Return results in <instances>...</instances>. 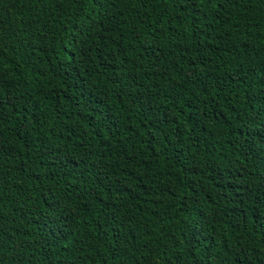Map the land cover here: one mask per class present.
<instances>
[{
  "label": "trees",
  "instance_id": "16d2710c",
  "mask_svg": "<svg viewBox=\"0 0 264 264\" xmlns=\"http://www.w3.org/2000/svg\"><path fill=\"white\" fill-rule=\"evenodd\" d=\"M0 264H264V0H0Z\"/></svg>",
  "mask_w": 264,
  "mask_h": 264
},
{
  "label": "snow or ice",
  "instance_id": "6c2138e0",
  "mask_svg": "<svg viewBox=\"0 0 264 264\" xmlns=\"http://www.w3.org/2000/svg\"><path fill=\"white\" fill-rule=\"evenodd\" d=\"M202 2H203V0H202Z\"/></svg>",
  "mask_w": 264,
  "mask_h": 264
}]
</instances>
